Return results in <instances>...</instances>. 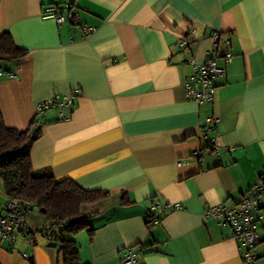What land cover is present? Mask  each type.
Masks as SVG:
<instances>
[{
  "label": "crops",
  "instance_id": "obj_1",
  "mask_svg": "<svg viewBox=\"0 0 264 264\" xmlns=\"http://www.w3.org/2000/svg\"><path fill=\"white\" fill-rule=\"evenodd\" d=\"M51 1L0 0V33L27 50L0 69L17 74L0 77V112L8 128L38 126L34 170L107 191L100 202L66 200L53 210L89 216L92 233L73 236L81 264H121L130 247L141 250L139 264H242L232 228L205 210L236 206L251 184L264 183V0H75L77 24L43 18ZM215 32L226 72L213 100L199 104L183 85L191 63L210 57ZM70 93L77 98L68 120L56 109L37 117L39 101ZM208 117L218 118L211 130ZM1 187L0 213L8 198ZM155 205L161 212L147 225ZM37 213L26 215L31 238L0 243V264L60 263ZM258 238L264 264V219Z\"/></svg>",
  "mask_w": 264,
  "mask_h": 264
},
{
  "label": "built area",
  "instance_id": "obj_2",
  "mask_svg": "<svg viewBox=\"0 0 264 264\" xmlns=\"http://www.w3.org/2000/svg\"><path fill=\"white\" fill-rule=\"evenodd\" d=\"M43 18H51L57 24L67 21L70 24H77L79 15L75 10V0H52L45 5L41 13ZM89 29H84V33H88ZM213 47L207 52L210 56L204 64H196L192 62V73L188 80L184 83L185 95L190 100L201 104L211 102L214 97L216 84L215 80L225 75V67L219 66L216 62L219 56L218 42L220 34L213 33ZM189 39L181 38L177 43V49L180 52L186 51L189 45ZM225 43L229 45V39L225 38ZM227 62L231 59V54L225 52L223 54ZM15 72H4L0 70V77L10 79L16 78ZM77 94L70 93L63 96L55 95L49 99L39 101L37 103V117L50 109H56L59 121H66L70 118L74 110ZM218 118L208 117L203 125L206 130L213 129ZM207 147L215 149L214 138L205 136ZM206 149L196 151V156L200 157ZM170 207V206H169ZM38 211L36 207H31L25 202L14 199H7L0 213V243L14 246L21 237L31 238V232L26 223V215L31 211ZM156 211L161 212L158 205L151 206L148 214L152 222L157 221ZM205 216L229 225L238 242V250L242 264H257L258 253L256 250L258 238V225L264 219V183L254 182L248 188L242 200L236 206H226L217 204L208 206L205 210ZM44 239L46 241H54L52 231L49 227L43 229ZM21 256L27 258L25 252H21ZM141 250L136 247L127 248L122 257L121 264H139Z\"/></svg>",
  "mask_w": 264,
  "mask_h": 264
},
{
  "label": "trees",
  "instance_id": "obj_3",
  "mask_svg": "<svg viewBox=\"0 0 264 264\" xmlns=\"http://www.w3.org/2000/svg\"><path fill=\"white\" fill-rule=\"evenodd\" d=\"M26 54L27 50L17 47L8 32L0 33V62H18ZM34 123L26 131L8 128L0 112V181L7 199L25 202L45 216L39 233L44 238L43 229L49 227L52 231L59 264H81L79 245L73 236L84 230L92 233L89 216H65L53 210L66 200L80 205L100 202L107 191L86 190L69 178L57 180L48 169L34 170L29 156L31 144L39 134ZM153 223L147 216V225ZM30 264H34L31 259Z\"/></svg>",
  "mask_w": 264,
  "mask_h": 264
},
{
  "label": "rangeland",
  "instance_id": "obj_4",
  "mask_svg": "<svg viewBox=\"0 0 264 264\" xmlns=\"http://www.w3.org/2000/svg\"><path fill=\"white\" fill-rule=\"evenodd\" d=\"M5 64H6V62H0V69H2L4 66H5ZM3 70V69H2ZM1 181H0V196H2L3 198H4V193H3V191H2V187H1ZM5 200H2V203L4 202ZM31 212H36L37 213V211H35V210H33V211H31ZM37 214H39V213H37ZM85 231V230H84ZM23 237H21L20 239H22ZM45 245V244H44ZM51 250H54V251H56L57 250V247H51L50 248Z\"/></svg>",
  "mask_w": 264,
  "mask_h": 264
},
{
  "label": "water",
  "instance_id": "obj_5",
  "mask_svg": "<svg viewBox=\"0 0 264 264\" xmlns=\"http://www.w3.org/2000/svg\"><path fill=\"white\" fill-rule=\"evenodd\" d=\"M56 245H57V243L54 242V241H48V242L46 243V246H47V247H56Z\"/></svg>",
  "mask_w": 264,
  "mask_h": 264
}]
</instances>
